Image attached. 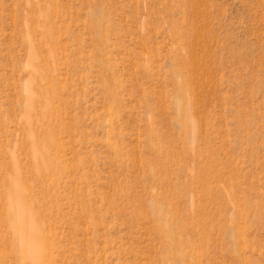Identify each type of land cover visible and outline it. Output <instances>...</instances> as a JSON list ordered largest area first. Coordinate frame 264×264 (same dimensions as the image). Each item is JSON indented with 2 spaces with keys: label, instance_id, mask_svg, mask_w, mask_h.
Returning a JSON list of instances; mask_svg holds the SVG:
<instances>
[{
  "label": "rangeland",
  "instance_id": "1",
  "mask_svg": "<svg viewBox=\"0 0 264 264\" xmlns=\"http://www.w3.org/2000/svg\"><path fill=\"white\" fill-rule=\"evenodd\" d=\"M15 177L41 264H264V0H0V264Z\"/></svg>",
  "mask_w": 264,
  "mask_h": 264
},
{
  "label": "bare ground",
  "instance_id": "2",
  "mask_svg": "<svg viewBox=\"0 0 264 264\" xmlns=\"http://www.w3.org/2000/svg\"><path fill=\"white\" fill-rule=\"evenodd\" d=\"M7 200L10 212L8 223L13 230L14 245L17 247L22 262L41 264L46 252L41 242L39 229L32 221V214L22 201L16 177L9 181Z\"/></svg>",
  "mask_w": 264,
  "mask_h": 264
}]
</instances>
